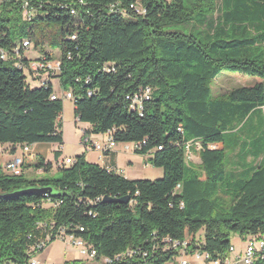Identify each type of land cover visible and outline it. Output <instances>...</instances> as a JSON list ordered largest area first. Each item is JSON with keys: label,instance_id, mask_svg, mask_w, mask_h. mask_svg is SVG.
Here are the masks:
<instances>
[{"label": "trees", "instance_id": "obj_1", "mask_svg": "<svg viewBox=\"0 0 264 264\" xmlns=\"http://www.w3.org/2000/svg\"><path fill=\"white\" fill-rule=\"evenodd\" d=\"M24 2L33 18L21 15ZM114 3L123 10L111 11ZM23 40L49 60L55 59L46 46L58 47L55 77L71 91L75 119L89 126L85 134L111 131L115 143L138 144L134 153L148 155L163 175L130 179L84 154L56 162L58 178L2 170L0 264H29L31 246L59 228L108 264L174 260L178 252L161 248L166 236L187 239L212 258L227 253L233 234L264 241V0H1L0 144L12 152L63 143V99L51 98L50 81L34 87L26 81L19 68L27 58L15 65L13 50ZM223 69L260 80L207 99ZM147 86L153 91L141 114L129 110L125 96ZM257 123L262 134L243 139L247 125ZM187 143L198 162L187 159ZM33 167L46 173L52 163L38 158ZM30 187L52 191L7 195ZM252 264H264V252Z\"/></svg>", "mask_w": 264, "mask_h": 264}, {"label": "rangeland", "instance_id": "obj_2", "mask_svg": "<svg viewBox=\"0 0 264 264\" xmlns=\"http://www.w3.org/2000/svg\"><path fill=\"white\" fill-rule=\"evenodd\" d=\"M1 1V0H0ZM139 5L138 3H135ZM46 49L52 54L53 59L58 58V47L56 45H47ZM27 56L30 58H35L38 56V51L34 49V44H31V49L26 52ZM56 73H51L48 79L52 78L54 89L59 93L58 96L61 98V88L59 79L55 77ZM43 77V80L47 79ZM259 77H254L251 75L243 74L240 72H232L226 69H223L210 83V93L207 97H219L222 95H226L231 89L240 86H250L253 85L256 81H259ZM26 81L32 86L40 85V81H36L32 79L31 75L26 71ZM42 82V80H41ZM74 104L73 101L67 98L63 99V112L61 115V123H62V131H63V143L60 146L61 151V158L62 160L65 159V156H73V155H80V154H87V161L91 163H98L97 159V151L93 149L86 151L87 149L81 143V140L86 136L93 142L99 141L100 144H103L104 141H107V136L104 133H90L83 135L81 129H87L89 127L87 124L82 122H77L74 116ZM263 115H264V107H262ZM258 125V126H257ZM256 128L247 125V127L243 130V139L249 140L252 137H248L249 135H259L263 132V127L259 126L260 124L257 123ZM117 148L122 147V143L116 142ZM218 147V145H216ZM199 148V147H198ZM197 149V148H196ZM238 150V148H236ZM130 159L131 163H127L125 157L120 160L122 164L121 170L119 169V174L125 176L130 179H159L163 175V171L159 167H155L148 161V155H139L134 153L133 148L130 147ZM126 156V155H125ZM229 159H227V168H234L236 157L235 152L229 153ZM50 159L54 162V158L51 154ZM189 160L191 162H198L197 154L194 152H190ZM248 161H251L252 158L248 157ZM254 162V161H253ZM257 162V160H255ZM3 169H0V172ZM26 178L29 179H36L39 177H52L58 178L60 173L57 171L56 163L53 166L51 171L36 174L34 171L30 170L28 173H25ZM56 193V191H54ZM203 235V231H201L198 235ZM251 238L250 235L240 236L239 234H233L231 236V244L234 245L236 252L243 251L246 242ZM36 257L41 261L42 264H63V262L67 259L71 258H79L77 249L73 246L70 238L68 236H64V240L62 239H54L51 243H49L41 252H39ZM177 259V258H176ZM175 259V260H176ZM85 264H103L101 261L98 260H91L85 261Z\"/></svg>", "mask_w": 264, "mask_h": 264}, {"label": "built area", "instance_id": "obj_3", "mask_svg": "<svg viewBox=\"0 0 264 264\" xmlns=\"http://www.w3.org/2000/svg\"><path fill=\"white\" fill-rule=\"evenodd\" d=\"M129 8L133 9L136 13L141 14V10H138V6L134 5V3L129 4ZM110 10L115 12L116 10H123L119 8L118 3H114L110 5ZM73 12V11H71ZM21 15L25 16H33L35 15V10L31 7H29L28 2H24L22 5V12ZM75 35H71V39H74ZM20 46L16 47L13 50V59L15 60L16 65V59H24L27 58L26 52L31 49V42L29 40H23L19 43ZM22 49V52L19 51V49ZM1 58L7 59L8 55L7 53L1 51ZM29 62L25 64V68H19L27 71L32 79L40 81V84H44L46 81H48L49 75L51 73H57L60 68V61L58 59L55 60H49L46 59L44 55L38 54L36 59H29ZM43 77H46L47 79L43 80ZM42 80V82H41ZM152 89L150 87H141L137 91L128 94L125 96V101L127 103V107L131 111H137L139 114H141V109L143 102L150 99L152 94ZM92 94V92H88V95ZM52 99L59 98V96L54 93L51 95ZM62 99L67 98L73 101V95L71 91H64L62 96ZM81 132L83 135H85V132L83 129H81ZM107 136L106 144H100L99 142H93L89 139V137H84L81 140V143L86 149H95L101 153H104L106 150H108L111 147L115 146V142L111 136V131H107L105 133ZM138 144H123L125 150H129L130 147L133 148V151L137 147ZM196 148L200 147V145L196 142ZM189 147L190 143L186 144V154L187 159L189 160ZM21 154L14 156L10 161H8L4 167L3 170L9 174H19L21 172V166L23 163V157L25 155H28L30 153V145L24 144L21 147ZM73 161L70 157L65 158L62 163L70 164ZM80 230H83L82 227L79 228ZM72 236V235H68ZM62 239L64 240L63 235V229L59 228L57 233H53L51 229L46 233V235L43 238H40L37 240L29 249V264H42L36 257V255L39 253V251L43 250L52 239ZM163 245L161 246L162 250H174L178 252V255L175 256L174 260L168 261L164 264H252L253 260L258 254H261L264 252V241L250 238L246 242V246L243 251L236 252L234 245H231L227 251V253L218 258H212L210 253L201 249V248H195L192 249L190 247V242L187 239H172L168 236L164 237L162 239ZM72 244L77 249L78 257L81 259H85L86 261L96 260V256L90 255V251L88 248V245L82 238L74 237L72 236ZM135 253V250L129 249L128 253H125V256H132ZM143 256L146 255V252H142ZM118 258L114 260H118ZM177 258V259H176ZM176 259V260H175ZM103 264L111 263L112 261H104V258H101L100 260Z\"/></svg>", "mask_w": 264, "mask_h": 264}, {"label": "crops", "instance_id": "obj_4", "mask_svg": "<svg viewBox=\"0 0 264 264\" xmlns=\"http://www.w3.org/2000/svg\"><path fill=\"white\" fill-rule=\"evenodd\" d=\"M26 56H27V54H26ZM27 58L36 59V57L30 58L28 56H27ZM48 81L51 82L54 92L58 95L59 93L54 89L52 78L48 79ZM63 92H64V90L61 88V95L63 94ZM87 129H88V127H87ZM97 142H99V141H97ZM103 144H106V141H104ZM217 145H218V148H220V149L223 146L222 144H217ZM56 150L60 151V146L58 144H54V143H35V144L30 145V153L23 157V164H22L21 170L24 172V174L28 173L30 170L31 171L33 170L34 173H36V174H42L43 173L42 169H36L33 167L34 164L37 162L38 158L44 159L45 161H50L52 163V169H53V166L55 165L56 162L63 161L62 159H60L61 158V151H60V155L57 159L54 157V151H56ZM88 150H90V149H87L86 151H88ZM93 150L97 151L95 149H93ZM97 153H98L97 154L98 164L106 166V167H108V168H110L116 172H119V169L121 170V168H122V164L120 163V160L122 158L125 157V160L127 163H131L130 159H132L131 158L132 156H130V151L125 150L123 144H122L121 148H117V145L115 144L114 147L109 148L104 153H101L99 151H97ZM20 154H21L20 149L19 150L17 149L15 152H12V146L11 145L0 144V169L1 168L3 169L4 165L8 161H10L14 156L20 155ZM51 154L54 158V162H52L50 159ZM84 155H85V158L87 160V154H84ZM68 157L74 158L75 155H73L72 157L68 156V155L65 156V158H68Z\"/></svg>", "mask_w": 264, "mask_h": 264}, {"label": "water", "instance_id": "obj_5", "mask_svg": "<svg viewBox=\"0 0 264 264\" xmlns=\"http://www.w3.org/2000/svg\"><path fill=\"white\" fill-rule=\"evenodd\" d=\"M52 191L51 187H30L26 188L23 190H19L13 193L7 194L8 196H15V195H20V194H28V193H39V194H48ZM103 200L107 201H114V202H127L128 197H123V198H117V199H110L107 197H104Z\"/></svg>", "mask_w": 264, "mask_h": 264}, {"label": "bare ground", "instance_id": "obj_6", "mask_svg": "<svg viewBox=\"0 0 264 264\" xmlns=\"http://www.w3.org/2000/svg\"><path fill=\"white\" fill-rule=\"evenodd\" d=\"M70 240H71V242H72V238H70ZM88 248H89V246H88ZM89 251H90V255L94 256V251L91 250L90 248H89Z\"/></svg>", "mask_w": 264, "mask_h": 264}]
</instances>
